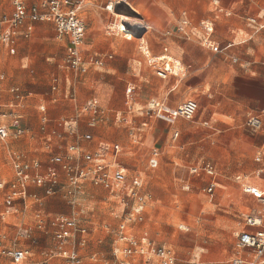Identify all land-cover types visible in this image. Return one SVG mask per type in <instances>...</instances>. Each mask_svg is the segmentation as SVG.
I'll return each instance as SVG.
<instances>
[{"label":"rangeland","instance_id":"obj_1","mask_svg":"<svg viewBox=\"0 0 264 264\" xmlns=\"http://www.w3.org/2000/svg\"><path fill=\"white\" fill-rule=\"evenodd\" d=\"M110 2L119 3L115 9L117 15L128 17V19L120 17L121 19L134 21L139 17L125 0H86L82 10L88 29L84 48L90 51H87L84 57L90 62V75L94 76V85L91 89L94 95L107 108H112L113 98L123 96L121 110L130 111L132 119L140 115L137 111L141 107L139 100L143 103L152 99L169 100L182 92L185 83L194 77L188 76L192 70H186L180 72L179 77L168 76L167 80L160 79L157 70L164 64L157 60L160 54L148 52L145 55L138 49L137 41L110 33L106 28L108 22L115 25L119 17L112 13L109 15L105 10ZM132 3L155 25L152 0H132ZM184 10L186 9L181 10L180 15ZM100 20H103V26L96 29L101 26ZM202 30L194 29L193 33L186 34L174 29L171 34L166 35V29H155L150 34L148 43L149 45L151 42L157 43L159 39L163 41L167 37L169 40L163 42L162 46L167 43L170 56L183 65L187 64L186 58L190 55V48L196 46L208 63L211 52L202 46L200 40ZM65 46L66 43L57 37L54 25L49 22L42 23L37 26L31 39L22 42L2 58L0 66L9 63V58L12 55L15 57L17 51H22L21 54L25 56L23 62L14 58V84L19 85L25 94L30 96L28 100L26 99L28 102L25 107L19 112L24 115V123L29 121L32 111H39V105L43 101L46 103L50 101L52 78L63 75L62 71H66L59 68V65L63 64ZM173 49L178 54H172ZM97 60L99 64L95 63ZM139 61H142L141 68ZM112 65H116L117 68L113 69ZM237 68L248 71L246 79L227 77L219 80V75ZM249 69L240 64H232L219 56L210 68L195 75V78H202L204 74L211 73V83L206 85L207 93L210 90L214 91L215 83L219 82V85L221 84L219 90L225 91L228 98L235 101L228 106L230 116L220 117L221 121L213 120L209 125L204 124L205 120H209L208 113L204 112L199 103L201 93L194 91L189 93L187 98H194L199 103L195 118L191 121L183 119L174 128L160 127L157 121L153 120V127L148 128L142 144L135 143V138L131 136L132 129L129 131L127 125L111 129V140L121 145L125 162L135 172L142 171L147 174L146 188L141 195L145 204V217L138 231H147L157 244L172 247L177 252L176 264H231L239 253L251 252L237 247V234L250 229L245 218L255 201L253 199L245 201L246 196L242 194L239 184L235 181L238 174L255 175L259 167L255 162L259 152L256 146L263 143V138L253 136L247 125L251 116L261 113L263 107L260 103L264 99V88L253 79ZM18 71H37L42 75L24 78L18 76ZM133 87L135 91H131ZM174 88L176 89L170 92ZM4 111L7 116L0 117V122L3 121L10 126L11 109L4 108ZM139 122L137 119L135 124L138 125ZM24 141L26 140L14 137L0 139V181L13 180V154L14 151H27ZM155 148L162 153V159L153 170L149 168V159ZM236 158L244 159L243 162L247 163L241 165L235 163ZM207 161L215 164L218 171L216 177L218 185L211 194L205 191L210 177L189 174L191 165ZM245 168H248L247 172H243ZM187 185H190L188 190L185 189ZM5 194V190L0 191V214L6 213L0 218V246H13L18 227L21 226L32 228L34 235H42L45 248L52 247L55 244L52 231L48 228L45 229V233L37 230L36 211L40 204L36 199L31 196L25 200L18 198L8 200ZM38 194L41 195L42 192ZM108 195L105 190L90 188L82 198L81 206L72 205L58 198H50L43 203L45 218L56 214L49 212V207L65 203L73 215L88 227L91 241L81 250L83 264H123L121 260L115 258L108 243L116 240L114 230L128 210L125 209L122 213L124 208L122 203L114 199L107 201ZM79 208H84V212ZM17 244L31 246L34 249L36 247L28 241ZM75 247L79 249L77 243ZM94 254L96 258L92 259ZM49 264L68 263L62 258H56Z\"/></svg>","mask_w":264,"mask_h":264},{"label":"crops","instance_id":"obj_2","mask_svg":"<svg viewBox=\"0 0 264 264\" xmlns=\"http://www.w3.org/2000/svg\"><path fill=\"white\" fill-rule=\"evenodd\" d=\"M43 0H33V3H38ZM125 3L128 4V6L136 11L139 14V17L134 19V22H144L148 24L149 29L139 35V37H133V36H126L121 31L120 26V19H128L125 15H117L115 12V9L119 3H111L106 5L105 10L109 13L115 14L118 19L117 23L114 25L112 22H108L106 25V28L110 33L114 34H120L123 38L135 40L139 43L138 49L141 52H144L145 55L148 52H153L154 54H160L159 57L164 55H170L169 53V47L165 44L162 46L163 42H167L169 39L165 40H158L157 43H150L149 45V38L150 34L155 29H166V35L171 34L174 29L178 30V26L180 21L183 19V17L186 15L187 18L190 21V26L186 30V34H191L194 29L198 30L203 27V30L201 31L203 34L200 37V40L203 35H205V29L203 24L210 23L214 27V32L212 34V39L217 43L220 44L223 48L227 46V44H232V46L226 50H224L222 53H214L211 49L205 47L203 44L202 46L208 49L211 52V58L208 63L205 62L204 56H201L200 51L196 48V46H192L190 48V55L186 58L187 64H184L179 62L181 64L182 70L186 72V70H189L188 76L194 77L190 80H188L187 83H185V86L183 88V91L180 92L178 95L174 96L173 98L169 100H160V99H152L146 101V103H143L141 100L138 101L139 104H141V107L137 110L139 111L140 115L132 117L130 119L131 112H124L122 111V106L124 103V97L119 95L118 97L113 98L111 101V107L107 108L104 106L100 100L97 98V96L94 95L92 92L93 82H94V76L90 75L89 71V65L90 62L86 60L84 57L86 52L90 51V49L82 47L81 50V59L83 62L84 67L86 68V71L81 74H73L69 72L63 64L59 65V68H64L66 71H62L63 75H58L52 78L50 83L51 88V95H50V101L48 103L42 102L39 105V111L34 112L32 111L29 116V121H24V115L19 114L20 110L25 107V104L28 102L29 95L25 94L23 89L17 85L14 84V58L16 57L21 62L24 61L25 56L21 54L22 51H17L14 55L9 58V63H4L3 66H0V71L5 75L6 80L4 82L3 91H2V99L0 101L1 110H0V117H6L7 114L4 111V108H10L11 109V116L12 119L10 121V126L5 124V122L1 121L0 126H5L9 128L10 130V137H14V131L11 128L12 121L14 120V117L21 116L22 117V125L27 130V134L23 137L14 139H25L24 143L26 144L27 151H14L13 159H12V170H13V180L10 182L0 181L5 183L6 188L3 189L6 191V198L8 199V196L11 194V187L10 185L15 181V172H14V159L15 158H22L23 160L33 163V162H41L43 167L40 174L45 175L47 172L52 170H58L60 174L61 179V185L59 187V192L56 196H47L45 193V190L40 187L36 186H30L28 189L27 196H14V199H22L25 200L28 197H33L36 199V201L40 204L39 209L36 211V218L38 219L36 226L37 230L41 233H45V229L48 228L52 231L53 235V241L55 244L50 248H45L43 245V237L42 235H34V231H32V228H23L18 227L17 230V237L15 239L14 245L11 247H4L0 246V264H14L11 257L2 254L3 250L8 249H17L27 252L28 258L25 264H49V262L56 258H62L66 260L68 264H74L71 261H69L64 255L60 254L58 251V242L55 238V234L57 229L52 225V222L56 218L64 217L76 220L81 226L87 228L84 222H82L79 218L73 215L70 208L65 203H58L57 205H53L49 207L48 211L51 213H56L53 216H50L48 218H45V208L43 207V203H45L50 198H58L67 201L64 198V193L67 188V180L64 172L59 168L57 165H53L48 162L50 156H60V157H66L67 153L69 152L68 149L70 146L75 145L78 148V152L82 154H94L95 152H98L99 146L102 144H109V145H115L118 144V142H113L111 140V129L112 128H120L121 126L127 125L129 126V131L132 129V137L135 138L136 144H142V140L145 136V133L147 132L148 128L153 127V120L157 121L158 126L160 127H170L174 128L178 125V123L183 120L178 117H174L173 119H170L169 121L162 119L158 116H154L150 118L147 116L144 111L146 110L149 102L155 101L158 103L163 104L167 108V110L173 111L176 110L182 103H184L187 100H195L194 98H187L188 94L191 92H200L201 96L199 98V103L201 107L204 109V112L208 113L209 120H205L204 124L209 125L214 120L215 122L221 121L220 117H228L230 114L228 113V106H231L235 103L233 99L228 98L225 91L219 90L221 88V84L215 83L214 91H209L206 89V85L208 83H211V76L212 74H204L202 78H195L196 74L199 73L201 70L205 71L208 68H210L211 64L214 62V60L222 56L225 60H229L232 64H240L243 65L245 68H250V73L253 74V79L264 88V29L258 30L256 27L252 26L249 23L250 18H259L264 15V0H152L151 6L153 7V13L156 18L155 25L152 22L150 18H147L144 14H142L139 10L136 9V7L133 5L132 0H125ZM218 4V5H216ZM113 5V10L109 11L107 9L108 6ZM186 9L182 11L181 15L180 12L182 9ZM13 13V5L12 0H0V21L5 15H11ZM83 16V14H82ZM121 17V18H120ZM84 18V17H83ZM85 19V18H84ZM101 21V20H100ZM86 22V19H85ZM42 23H36L34 25L33 31L26 36V32L24 30H20L18 36L15 38L14 43L10 47H2L0 48V62L2 61V58H4L5 54H9L8 52L12 51L15 47H18L22 42H25L32 38L33 34L36 32L37 26ZM103 26V20L101 21V26H99L96 29H100ZM87 27V22H86ZM55 28V27H54ZM87 33L88 29L86 30V36H85V42L87 41ZM66 43L65 46V54L66 56L68 52V40L64 39L62 40ZM202 42V41H201ZM100 51V48H98L97 52ZM172 54H178V52L173 49ZM6 56V55H5ZM63 57V60H64ZM112 57V56H110ZM172 57V56H171ZM27 58V57H26ZM173 58V57H172ZM175 61L176 59L173 58ZM238 60V62H235L234 60ZM98 61V60H97ZM102 62V61H101ZM177 62V61H176ZM96 63V62H95ZM99 64V61L98 63ZM140 68L142 66V61H139ZM113 69L117 68L116 65L111 66ZM194 68V69H193ZM18 76L24 77V78H32L35 75H42L41 72H34V71H18ZM180 75V74H179ZM179 75H169L174 77H179ZM248 76V71L240 70L239 68L235 69L232 72H225V74L219 75V80L221 78L227 79V77L232 79L237 78H244ZM160 78V77H159ZM163 79V78H160ZM166 79L163 80H167ZM56 88H55V87ZM176 88L178 87L175 85ZM14 87H18L21 89V91L25 94L26 99L21 104L19 108H14V105L12 106L11 103L13 102L14 98L13 95L10 93V90ZM176 88L170 90V92L174 91ZM226 89V86L223 88ZM134 93V92H132ZM70 95L73 96V98H70ZM128 95V93H127ZM126 95V97H128ZM97 99L99 102V105L104 113V120L100 125H98L96 128H90L88 126V120L89 115L82 113V108L85 106L87 102H89L92 99ZM264 98V97H263ZM197 102V100H195ZM241 104V101H239ZM198 103V102H197ZM198 103V105H199ZM260 105H262V110L259 115H255L253 117H260L263 123V127L259 131H255L248 127L251 134L255 137H261L263 138V143L261 145H257L256 149L259 151L258 154L263 155V159L261 162H257V156L255 157V162L258 163L259 167L256 169L255 174L257 171L261 168H264V99H262ZM236 107V105H234ZM45 108V111H42V109ZM237 108V107H236ZM251 116V115H250ZM43 118L47 119V125H46V131H42L43 126ZM77 119L78 123L77 126L70 125L71 127H68L67 125H64L65 122L70 120ZM137 119L140 120L138 125L135 124ZM161 121V122H159ZM134 122V123H133ZM39 124V127H38ZM147 124V125H143ZM222 129V128H221ZM71 131L74 132V134L71 133ZM176 134V132H174ZM173 134V135H175ZM85 135H91L92 140H86L83 139V136ZM8 139V138H7ZM51 140V141H49ZM121 146V145H120ZM122 149V147H121ZM123 151V149H122ZM77 152V153H78ZM124 154H120L118 158V167L123 169L126 173V180L125 183L122 185H116L114 184L111 189H107L102 185H96L92 182L91 179L87 180L81 190L78 192L75 200V204H79L81 206L80 202L82 198L88 193L90 188L93 189H101L108 192V198L107 201L119 200L123 205V211L125 212L121 222L119 223L118 227L114 232L116 233V240H112L110 243H108L109 249L112 250L113 255L117 260H121L123 264H161L160 260L157 256L149 253L145 254H136L133 256H128L125 254L126 248L129 247V244L126 240H121L120 238V226L125 225L126 231L125 234L129 239L134 238L138 241H142L144 238L147 239L149 242H152L158 246H164L167 249H171L175 255V264L177 262V252L169 246L157 244L154 240L150 238L147 231H138L140 229V225L144 222V212H145V204L142 202V192H144L146 188V177L147 174H145L142 171L135 172L128 164L125 162L123 158ZM156 159L158 161L157 166L159 165L161 159H162V153L159 149L155 148L153 149L150 159H149V168L155 169L156 167H153L151 165V160ZM245 161L241 158H236L234 160L235 163H239L240 165ZM82 163L85 166H89L86 161L82 159ZM204 163H210L214 166L216 174L214 176H208L204 173L200 174H193L191 172V169L196 166H200L201 164L197 165H191L189 167V174L193 176H200L203 174L204 176L210 177V181L205 188V191L208 192L209 187L211 184L215 185V188L212 192L217 188L218 182L216 181V177L218 175L217 168L215 164H213L210 161L204 162ZM248 167V165H246ZM251 167V166H250ZM249 168V167H248ZM248 168H245L243 172H247ZM115 168H111L110 171H113ZM37 172L32 171V174L35 175ZM138 178L141 182L140 187L137 188L136 194L132 195L130 194V188L132 186L133 179ZM249 178H251V182L249 181ZM235 181L239 184L241 192L244 196H246L245 201L248 199H253L255 202H253V206L251 209H249V213L246 214L245 222L248 216L255 215L259 211L264 210V206H262L257 199H255L252 195L244 193L243 187L244 185H249L250 187H258L264 189V180L258 178L256 175L254 176H247L244 174H238L235 176ZM190 185H187L185 189H189ZM0 190V191H3ZM42 192V194H38V192ZM211 192V193H212ZM209 193V192H208ZM210 193V194H211ZM12 198V199H13ZM10 199V200H12ZM9 200V199H8ZM68 202V201H67ZM244 203V202H243ZM74 204V205H75ZM251 204V205H252ZM27 208V207H26ZM80 211L84 212V208H79ZM6 213L0 214V218L5 216ZM247 225V224H246ZM17 227V226H16ZM249 230V229H248ZM243 232V231H241ZM239 232L238 235L241 233ZM5 233L3 234V237H5ZM90 231L88 230V234L85 236L82 235H74L71 238L67 240V242L64 245V250H66L70 255H78V258L80 260L79 264H83V258L81 256V250L85 249L89 243H90ZM85 238L86 243L83 244V239ZM30 242L33 245H36L35 249L31 246H25L17 244L18 242ZM47 242V241H45ZM78 244L79 249H76L75 244ZM118 244V245H117ZM238 256H243L248 259V261L252 260V254H242L239 253ZM237 256V257H238ZM96 258V254L92 256V259ZM249 264V263H248ZM258 264H264V258L258 263Z\"/></svg>","mask_w":264,"mask_h":264},{"label":"built area","instance_id":"obj_3","mask_svg":"<svg viewBox=\"0 0 264 264\" xmlns=\"http://www.w3.org/2000/svg\"><path fill=\"white\" fill-rule=\"evenodd\" d=\"M32 1L33 0H12L13 13L9 16H3L0 21V48L1 46L10 47L21 29L24 30L26 32L25 35L28 36L33 31L36 23L49 22L54 25L59 39L68 40L69 47L63 60V66L75 75L84 73L86 68L81 59V50L85 43L87 27L85 19L82 16V10L86 0H43L38 3H33ZM107 9L112 11L113 5L108 6ZM249 23L258 30L264 29V15L259 18H250ZM120 26L124 35L133 37H139V35L141 36L143 32L149 29L148 24L144 22H134L132 20L123 19H120ZM189 26L190 21L185 15L179 23L178 30L186 33ZM204 29L205 35L201 38L202 44L211 49L212 52L216 54L222 53L232 46V44H227V46L223 48L212 39V34L214 32L212 24H205ZM162 57H165V55ZM234 61L238 62L236 59ZM160 62L164 63L157 70V75L160 78L166 79L169 75H176V73L173 72V65L170 64L167 58L160 60ZM96 63H98V61H96ZM5 80V75L0 71V101L2 99ZM131 91H135V88L133 87ZM10 93L14 98L11 105H14V108H19L26 99L25 94L18 87L12 88ZM70 98L72 99L73 96L70 95ZM1 108L0 105V110ZM45 110V108L42 109V111ZM198 110L199 105L195 100H187L173 111L167 110L161 103L151 101L144 113L150 118L158 116L167 121L174 117L191 121L195 118ZM82 113L89 115L88 126L90 128H96L104 120L103 110L98 100L95 98L85 104L82 108ZM47 123V119L43 118V132L46 131ZM77 123L78 120L74 119L70 120V122H65L64 125L71 127L70 125L77 126ZM143 125L145 126L147 124ZM247 125L255 131H259L263 127L260 117L253 116L248 119ZM11 128L16 138L23 137L27 134V130L22 125L21 116L16 115L14 117ZM71 133L74 134L73 131H71ZM10 134L9 128L0 126L1 140L9 138ZM83 139L91 141L92 136L85 135ZM68 151L66 157L52 155L49 157L48 162L59 166L64 172L67 180L64 198L70 204H75L78 192L89 179H91L94 184L102 185L107 189H111L114 184L122 185L125 183L127 178L126 173L123 169L118 167V158L122 152L120 145L102 144L99 146L98 152L86 155L79 153L75 145L70 146ZM82 159L86 161L89 166H85L82 163ZM262 159L263 155L261 153L258 154L257 162H261ZM157 164L158 161L155 158L151 160V165L153 167H156ZM42 167L43 165L41 162L36 161L30 163L20 157L15 158V181L10 185L11 194L8 196V199L10 200L17 195L27 196L29 187L33 185L43 188L47 196H56L61 185L59 171L52 170L43 175L39 173ZM111 168L115 169L110 171ZM32 171H36L37 173L33 175ZM191 172L193 174L204 173L208 176H214L216 174L214 166L210 163H203L200 166L193 167ZM255 175L264 180V168L259 169ZM140 185L141 182L138 178L133 179L130 194L135 195ZM5 188V183L0 182V190ZM214 188L215 185L211 184L208 192L211 193ZM243 190L244 193L252 195L264 206V189L244 185ZM246 224L250 229L238 235L237 247L241 250H251L253 258L251 261H248L247 258L238 256L231 264H258L264 258V210L259 211L255 215L248 216ZM52 225L57 229L55 238L58 242L59 253L64 255L72 263L79 264L80 260L78 255H70L63 248L67 240L72 236L87 235V228L81 226L76 220L64 217L54 219ZM125 231L126 226H120V238L121 240H126L129 244V247L125 250L126 255L133 256L136 254L149 253L157 256L161 264H175V255L171 249L158 246L145 238L142 241H138L134 238L129 239ZM83 240V244H85V238ZM2 254L11 257L14 264H25L28 258L27 252L17 249L3 250Z\"/></svg>","mask_w":264,"mask_h":264},{"label":"bare ground","instance_id":"obj_4","mask_svg":"<svg viewBox=\"0 0 264 264\" xmlns=\"http://www.w3.org/2000/svg\"><path fill=\"white\" fill-rule=\"evenodd\" d=\"M168 59L170 61V64L173 65V72L177 74V76L182 72V67L179 62H176L170 55H165V57H158L157 60L160 62V60Z\"/></svg>","mask_w":264,"mask_h":264}]
</instances>
